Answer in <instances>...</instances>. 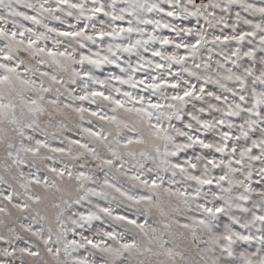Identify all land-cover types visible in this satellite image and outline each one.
Here are the masks:
<instances>
[{
    "label": "snow or ice",
    "instance_id": "6c2138e0",
    "mask_svg": "<svg viewBox=\"0 0 264 264\" xmlns=\"http://www.w3.org/2000/svg\"><path fill=\"white\" fill-rule=\"evenodd\" d=\"M0 264H264V0H0Z\"/></svg>",
    "mask_w": 264,
    "mask_h": 264
}]
</instances>
